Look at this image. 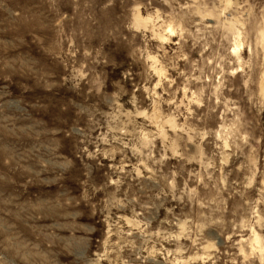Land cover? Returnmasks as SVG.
<instances>
[{"label":"rangeland","instance_id":"1","mask_svg":"<svg viewBox=\"0 0 264 264\" xmlns=\"http://www.w3.org/2000/svg\"><path fill=\"white\" fill-rule=\"evenodd\" d=\"M0 264H264V0H0Z\"/></svg>","mask_w":264,"mask_h":264}]
</instances>
